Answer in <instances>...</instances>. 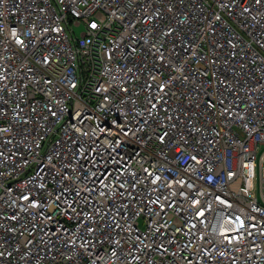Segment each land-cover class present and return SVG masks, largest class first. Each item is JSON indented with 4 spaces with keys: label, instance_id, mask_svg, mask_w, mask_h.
<instances>
[{
    "label": "built area",
    "instance_id": "1",
    "mask_svg": "<svg viewBox=\"0 0 264 264\" xmlns=\"http://www.w3.org/2000/svg\"><path fill=\"white\" fill-rule=\"evenodd\" d=\"M0 264H264V0H0Z\"/></svg>",
    "mask_w": 264,
    "mask_h": 264
},
{
    "label": "rangeland",
    "instance_id": "2",
    "mask_svg": "<svg viewBox=\"0 0 264 264\" xmlns=\"http://www.w3.org/2000/svg\"><path fill=\"white\" fill-rule=\"evenodd\" d=\"M85 26L84 24H80V25H73L72 29L74 31V35L75 36H80L81 32L84 30ZM258 159H259V154H258Z\"/></svg>",
    "mask_w": 264,
    "mask_h": 264
}]
</instances>
